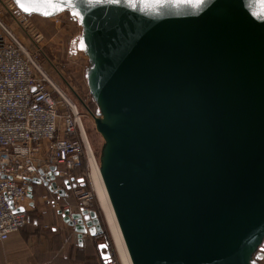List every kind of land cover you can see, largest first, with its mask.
<instances>
[{"label": "water", "instance_id": "obj_1", "mask_svg": "<svg viewBox=\"0 0 264 264\" xmlns=\"http://www.w3.org/2000/svg\"><path fill=\"white\" fill-rule=\"evenodd\" d=\"M11 1L28 16L79 14L99 172L131 264H258L264 0H72L48 16L42 0L29 12ZM57 177L43 168L31 184L57 193ZM70 225L79 245L103 234L93 210Z\"/></svg>", "mask_w": 264, "mask_h": 264}, {"label": "built area", "instance_id": "obj_2", "mask_svg": "<svg viewBox=\"0 0 264 264\" xmlns=\"http://www.w3.org/2000/svg\"><path fill=\"white\" fill-rule=\"evenodd\" d=\"M5 14L33 47L42 40L31 28L30 16L11 0H0V243L26 226L31 179L43 168H56L80 210H91L94 199L91 191L73 185L86 150L77 105L5 23Z\"/></svg>", "mask_w": 264, "mask_h": 264}, {"label": "rangeland", "instance_id": "obj_3", "mask_svg": "<svg viewBox=\"0 0 264 264\" xmlns=\"http://www.w3.org/2000/svg\"><path fill=\"white\" fill-rule=\"evenodd\" d=\"M4 21L11 26V30L15 31L23 43L26 44L27 48L34 51L33 55L37 59L38 64L62 90L66 98L77 105L86 136V142L85 140L83 142L86 148L84 160L86 164L85 176L88 189L76 186L75 188L93 193L94 199L91 204V210L99 213L103 233L106 236L110 251L113 255L114 263L121 264L104 212L96 197L92 180L93 169L90 157L94 158L98 166L102 139L95 131L94 122L91 117V113H97L98 110L89 95L86 84V72L89 67V62L85 53L78 47L82 36L81 26L78 20L67 12L48 19L30 16L29 22L31 28L42 36V40L33 47L26 33L14 25L8 14L4 15Z\"/></svg>", "mask_w": 264, "mask_h": 264}, {"label": "crops", "instance_id": "obj_4", "mask_svg": "<svg viewBox=\"0 0 264 264\" xmlns=\"http://www.w3.org/2000/svg\"><path fill=\"white\" fill-rule=\"evenodd\" d=\"M64 181L56 178L57 193L32 184L28 222L0 243V264H103L98 245L104 240L84 234L78 243L70 224L81 210Z\"/></svg>", "mask_w": 264, "mask_h": 264}, {"label": "bare ground", "instance_id": "obj_5", "mask_svg": "<svg viewBox=\"0 0 264 264\" xmlns=\"http://www.w3.org/2000/svg\"><path fill=\"white\" fill-rule=\"evenodd\" d=\"M80 126L82 129L83 138L86 142V136H85L82 123ZM90 158H91V166L93 169L92 170V180H93V184H94L95 191H96V197L100 203L102 211L104 212L106 221L111 231L113 241H114V244L117 249L118 256H119L120 263L121 264H131L126 246L124 244L117 221L115 219V215L113 213L111 204L109 202L107 193L105 191V188H104L101 176H100L99 167L97 166L94 158L93 157H90Z\"/></svg>", "mask_w": 264, "mask_h": 264}, {"label": "snow or ice", "instance_id": "obj_6", "mask_svg": "<svg viewBox=\"0 0 264 264\" xmlns=\"http://www.w3.org/2000/svg\"><path fill=\"white\" fill-rule=\"evenodd\" d=\"M94 2L99 3L100 0H94ZM110 3H117L119 0H108ZM16 3L20 5V7L25 11L29 12L30 7L37 3V0H16ZM42 3L47 5L49 8L54 9L52 12L45 11L42 14L45 16L53 15L56 12L63 11V5L67 4L68 6L72 5V0H42ZM262 7H264V2H262ZM74 17H78V13H73ZM94 231V230H93ZM103 247V246H102ZM107 260V257L105 258Z\"/></svg>", "mask_w": 264, "mask_h": 264}, {"label": "trees", "instance_id": "obj_7", "mask_svg": "<svg viewBox=\"0 0 264 264\" xmlns=\"http://www.w3.org/2000/svg\"><path fill=\"white\" fill-rule=\"evenodd\" d=\"M67 13H69V12H67ZM32 16H35V15H32ZM37 17H39V16H37ZM41 18H43V17H41ZM73 18H75V17H73ZM44 19H48V18H44ZM93 103H94V101H93ZM95 106H96V104H95ZM96 109L98 110L97 106H96ZM91 114L97 116L98 115V111H97V113H91ZM85 171H86V164H85V160L83 158L80 169L74 175V179H73V185H74V187L76 186V187H81V188H84V189H88V185H87V182H86ZM96 213H97V217H99V213L98 212H96ZM102 228H103V226H102ZM99 239L100 240L103 239L106 243H108L107 240H106V236L104 235V233L99 236ZM254 257L257 259L258 262H261L264 259V250L263 251L257 250L255 252V254H254Z\"/></svg>", "mask_w": 264, "mask_h": 264}, {"label": "flooded vegetation", "instance_id": "obj_8", "mask_svg": "<svg viewBox=\"0 0 264 264\" xmlns=\"http://www.w3.org/2000/svg\"><path fill=\"white\" fill-rule=\"evenodd\" d=\"M106 243V242H105ZM110 248V247H109Z\"/></svg>", "mask_w": 264, "mask_h": 264}]
</instances>
